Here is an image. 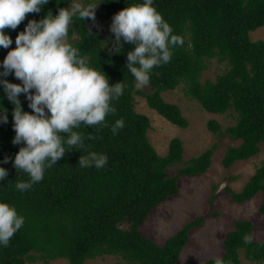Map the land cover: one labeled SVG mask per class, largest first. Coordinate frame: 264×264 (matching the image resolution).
<instances>
[{"label":"trees","instance_id":"obj_1","mask_svg":"<svg viewBox=\"0 0 264 264\" xmlns=\"http://www.w3.org/2000/svg\"><path fill=\"white\" fill-rule=\"evenodd\" d=\"M106 18L140 0H98ZM157 10L170 24L183 45L173 49L171 60L153 69L148 92L137 89L127 70V52L135 45L123 43L114 50V34L108 36L100 28H90L93 21L74 19L68 40L77 46L91 66L102 69L109 84L123 82L124 94L112 103L115 114L106 117L105 125L75 129L83 143L71 147L56 164L46 168L44 178L24 192L15 187L29 176L16 170L12 159L22 144L14 145L13 105L0 90V103L8 109V122L0 123V164L8 176L0 181V201L15 205L25 217L23 227L11 238L7 247H0V264L50 262L57 258L68 264H85L96 257L113 256L125 264H176L180 252L189 241L191 231L203 223L197 216L170 236L163 245L147 237L141 226L156 206L175 195L182 176L205 173L216 144L197 156L185 160L179 137H173L167 152L161 155L149 139V117L136 110V95L145 98L149 108L181 128L188 119L180 106L167 101L162 92L183 84L185 93L212 114L227 111L236 114V123L222 129L210 119L207 128L218 136L228 133L238 139V146H228L222 163L228 168L236 160L256 155L264 147V39H253L250 33L264 26V0H154ZM67 0H49L39 13H30L15 30L5 29L13 40L30 19H41L49 10L55 15ZM89 31L91 35H89ZM9 49L0 48V61ZM211 60L223 66L215 78L201 81ZM5 79L20 83L14 75ZM23 110L28 100L19 96ZM123 118L124 127L113 135L115 121ZM66 135V134H64ZM89 151L106 154L101 169L81 167L80 156ZM174 162L184 165L170 172ZM214 188V186H212ZM234 202L249 201L261 193L259 211L264 214V162L239 191L226 187ZM254 224L250 220L234 221V229L224 240L225 264H242L240 252L251 262L264 261V240L252 238ZM251 236V243L243 242ZM168 246V247H167ZM210 258L200 264H214ZM118 264V263H115Z\"/></svg>","mask_w":264,"mask_h":264},{"label":"clouds","instance_id":"obj_2","mask_svg":"<svg viewBox=\"0 0 264 264\" xmlns=\"http://www.w3.org/2000/svg\"><path fill=\"white\" fill-rule=\"evenodd\" d=\"M48 3L49 0H0V48L9 49L0 61V90L14 106L12 143L23 145L14 159L5 156L0 164L12 159L16 170L28 174V181L15 185L21 192L42 181L46 168L56 164L66 150L82 145V136L75 129L82 124L105 125L106 117L116 112L112 102L124 94L126 87L123 82L110 85L107 74L91 66L68 40L74 19L94 21L100 3L67 0L68 6L60 7L55 15L49 10L39 20H28L15 37V47L9 48L13 40L5 29L15 30L28 14L39 13ZM110 31L116 52L123 43L135 45L127 52L126 67L137 89L147 86L153 69L168 63L173 49L183 45V39L173 33L154 0H140L115 13ZM10 74L20 83L5 79ZM22 93L30 112L22 108ZM7 122L8 109L0 103V123ZM123 127V118L116 120L111 128L113 135ZM107 160L106 154L89 151L80 156L79 165L101 169ZM7 176L8 170L0 166V181ZM24 223L25 217L15 205L0 201V247H7ZM251 239L246 235L243 242L251 243ZM214 264L225 262L216 257Z\"/></svg>","mask_w":264,"mask_h":264},{"label":"rangeland","instance_id":"obj_3","mask_svg":"<svg viewBox=\"0 0 264 264\" xmlns=\"http://www.w3.org/2000/svg\"><path fill=\"white\" fill-rule=\"evenodd\" d=\"M86 3L99 4L98 0H84ZM110 18H106L103 5L95 9V20L89 24L90 28H100L107 36L110 31ZM255 39H264V26L250 33ZM208 69L202 74L201 81L214 79L221 73L223 66L211 60ZM146 93L148 85L139 89ZM163 97L180 106L183 115L188 119L186 128L174 125L148 107L142 95H136V110L146 114L151 123L148 131L149 139L157 151L163 155L167 152L168 144L173 137H179L184 147L185 160L195 157L216 144L211 155V162L205 173L191 177L182 176L179 179L178 192L154 208L141 226V230L156 243L163 245L165 241L180 230L186 223L197 216L203 217V223L194 228L180 252L176 264H200L210 258L222 256L224 253L223 240L226 234L234 229V221L250 220L254 224L252 238L255 241L264 240V214L259 211L262 202L261 193H257L249 201L234 202L226 187L239 191L247 182L255 169L264 162V147L260 144V151L245 160H236L230 167L223 166L222 158L228 146H238L241 141L230 138L228 133L218 136L207 128V122L215 119L222 129L236 123V114L227 111L223 114H212L202 108L186 93L183 84L173 90L162 92ZM182 162H174L170 172L175 173L182 167ZM214 186V188H212ZM242 264H264L251 262L240 252ZM125 264L111 255L87 260L85 264ZM28 264H68L63 258L50 262L38 261Z\"/></svg>","mask_w":264,"mask_h":264},{"label":"crops","instance_id":"obj_4","mask_svg":"<svg viewBox=\"0 0 264 264\" xmlns=\"http://www.w3.org/2000/svg\"><path fill=\"white\" fill-rule=\"evenodd\" d=\"M185 177H189V176H185ZM178 187H179V184H178ZM141 230V228H140ZM142 231V230H141ZM143 232V231H142ZM144 233V232H143ZM145 234V233H144ZM146 235V234H145ZM147 236V235H146ZM148 237V236H147ZM150 238V237H149ZM152 239V238H151ZM153 240V239H152ZM185 246V245H184ZM183 249V248H182Z\"/></svg>","mask_w":264,"mask_h":264},{"label":"bare ground","instance_id":"obj_5","mask_svg":"<svg viewBox=\"0 0 264 264\" xmlns=\"http://www.w3.org/2000/svg\"><path fill=\"white\" fill-rule=\"evenodd\" d=\"M168 247V246H167Z\"/></svg>","mask_w":264,"mask_h":264}]
</instances>
